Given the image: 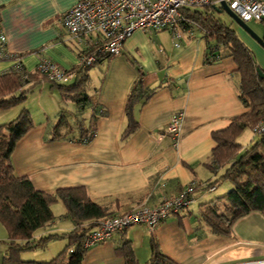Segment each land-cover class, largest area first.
I'll return each mask as SVG.
<instances>
[{"label":"crops","instance_id":"obj_1","mask_svg":"<svg viewBox=\"0 0 264 264\" xmlns=\"http://www.w3.org/2000/svg\"><path fill=\"white\" fill-rule=\"evenodd\" d=\"M78 2L0 0V32L7 38V49L22 56L27 71H35L42 57L65 70L80 65L81 56L94 46L96 38L73 37L60 20ZM213 8L194 9L206 14L215 12ZM256 23L262 30L256 34L264 37V22ZM188 28L180 26V38H175L172 30L154 31V36L136 30L121 54L103 58L88 70L84 85L87 101L77 103L58 88L59 100L43 98L36 107L23 106L29 110L33 125L17 142L12 161L15 173L28 176L38 190L53 194L60 188L84 187L109 215H118L145 201L156 206L162 197L179 194L193 181L199 186L188 208L173 213L154 228L134 224L92 245L82 264H128L125 248L132 250L134 264H149L153 240L168 263L264 264V213L251 211L236 219L230 235L215 233L201 218L204 203L217 202L216 198L233 188V183L227 182L217 195L220 184L213 191L204 186L220 172L223 174L222 168L215 172L208 165L217 145L212 133L228 127L249 108L241 98V75L234 56L220 45L221 56L206 61L209 48L205 29ZM238 32L257 53L255 59L264 71V47L241 26ZM13 65L12 60H0V73L10 71ZM39 81L43 78L30 85ZM76 81L77 77L64 84L70 86ZM137 82L148 97L134 104L138 127L122 138L129 122L128 96ZM22 108L8 116L0 111V124L13 120ZM179 111L184 117L175 146L166 130ZM80 124L94 132L90 139H80ZM68 132L67 136H56ZM52 209L55 219L38 229L33 240L76 227L62 200ZM7 240V232L0 230L4 243L0 244V264L8 254ZM67 242L62 238L44 247L56 257ZM36 256L34 252L24 260H46Z\"/></svg>","mask_w":264,"mask_h":264},{"label":"trees","instance_id":"obj_2","mask_svg":"<svg viewBox=\"0 0 264 264\" xmlns=\"http://www.w3.org/2000/svg\"><path fill=\"white\" fill-rule=\"evenodd\" d=\"M186 15L191 16L196 24L205 29L204 36L207 38L209 48L206 61L210 62L213 58L221 56L218 48L220 45L234 56L241 75V98L249 108L236 116L228 127L212 133L217 145L211 153L208 165L215 172L224 168V172L215 180L204 183L205 188L213 191L210 190L212 186L216 189L220 182L227 179L233 183V188L216 198L217 202L204 203L200 208L202 221H205L215 233L230 235L236 219L251 211L264 213V131L258 134L259 138L246 153L241 154L243 145L238 139L246 128L251 127L254 130L264 119V78L257 71L261 66L255 59L254 52L237 35L235 29L216 18L214 12L205 14L198 9H188ZM110 56L112 55L102 54L93 65L84 67L78 64L73 67L72 71L77 73V81L73 85L50 83L62 90L63 94L71 96L77 103L87 101L84 85L88 78V70L103 58ZM23 68L28 72L24 79V72L14 68L0 73V111L9 110L23 103L33 88L31 82L39 78L47 80L37 69L29 72L24 66ZM26 85L29 86L24 88ZM139 85V82L135 83L128 96L126 113L129 122L122 138L128 137L138 127V121L133 113L134 104L138 99L148 97ZM32 125L31 114L26 107H23L18 116L10 122L0 124V221L8 231V240L5 241L8 245V254L3 258L2 264H82L88 250L84 246L86 236L103 217L109 216L108 210L104 205L93 201L84 187L60 188L51 194L38 190L28 176H18L15 173L12 154L17 142ZM80 127L83 131L80 139H90L94 132L84 129L82 124ZM68 134L69 132L56 136ZM60 200L65 203L76 227L69 232L53 233L33 240L38 229L55 219L52 206ZM224 200H227L225 209L220 204ZM62 238L68 241L66 247L50 260L21 258L24 252L44 247L50 241ZM151 248L152 258L149 264L162 262L173 264L164 261L165 256L154 240ZM125 249L126 261L128 264H134L132 250Z\"/></svg>","mask_w":264,"mask_h":264},{"label":"built area","instance_id":"obj_3","mask_svg":"<svg viewBox=\"0 0 264 264\" xmlns=\"http://www.w3.org/2000/svg\"><path fill=\"white\" fill-rule=\"evenodd\" d=\"M222 2H226L244 22H264V0H79L61 15L60 20L73 37L95 36L94 46L80 58V65L85 67L93 65L102 54H121L126 40L136 30H172L174 37L180 38L181 25L189 26L188 29L193 26L202 28L186 15V11L209 5L219 8ZM6 43V36L0 32V60H12L13 68L24 72L23 79L26 78L28 72L23 68L22 56L10 52ZM175 44L177 47L180 45L178 42ZM36 69L47 80L56 84H64L77 77L75 71L63 69L48 57H42ZM183 117V111L176 112L167 126L166 133L172 137L175 146L180 139ZM253 131L256 134L264 131V119ZM197 185L193 181L179 194L165 195L156 206H150L145 201L124 213L103 217L88 232L84 246L88 249L94 244L104 242L134 224L156 227L173 213L190 206L195 199ZM214 189V186L210 188Z\"/></svg>","mask_w":264,"mask_h":264},{"label":"rangeland","instance_id":"obj_4","mask_svg":"<svg viewBox=\"0 0 264 264\" xmlns=\"http://www.w3.org/2000/svg\"><path fill=\"white\" fill-rule=\"evenodd\" d=\"M213 11H215L214 14L217 16V18L221 19L224 23H226L227 25H229L230 27H232L233 29H235L237 35L239 34L238 28H240V25L238 23H236V21H234L226 13V11L225 12L224 11L221 12V11H218V10H216L214 8H213ZM247 24L251 27V29H253L256 32L257 31H259V32L262 31L261 30V27L256 22H254V21H249ZM195 29H197L199 31V28L198 27H195ZM165 31L170 32V30H163L162 32H165ZM149 33L151 34V36H154L153 34H155L156 32L149 31ZM254 54H256L255 57H257V53L254 52ZM256 60H257V62H259L257 58H256ZM28 86L26 85V87H28ZM32 86H33L32 90L28 93V97H27V99L23 103H21L20 105L15 106V107H13V108H11L9 110H6V111L4 110V111H2V113H4L5 116H8L9 114L12 115L13 114L12 112H15V110H17L19 107L22 108L23 106H28V107L29 106L30 107H36V106H38V104L40 103V101L43 98H47L49 100L50 99L52 100L53 98H56V97H57V100H59V98H60L61 92L59 91L58 87H56V86L55 87H52L50 85V81H48L46 79H43V81L36 82ZM57 100H54L53 101V105L55 107L58 106ZM0 116H2V114H0ZM12 117L11 118H8V119H12ZM8 121H11V120H8ZM253 132L254 131H253V129L251 127L246 128L243 131V133L241 132V135L239 137V141L243 145L242 150H241V154L242 153H246L253 146V144L256 141V139L259 138V135L256 134V133H253ZM223 170H224V168L221 169V171H223ZM221 174H222V172H220L218 176L220 177ZM227 182H230V181L227 179V180H224V181L220 182L221 183L219 185L220 189L217 190V192L215 194L218 195V193L220 191H224L225 183H227ZM222 193H224V192H221V194ZM226 202H227V200H224L221 203L222 204L221 207L224 208V209H225V206H226L225 205ZM60 205H61V207L64 206V204L62 202H60ZM59 220H60V218H59ZM0 230H2V232H4L5 234L7 232V236H8V231H7L6 227L2 224L1 221H0ZM56 240H61V239H56ZM0 244H4V243L2 241H0ZM66 245L64 246V248L66 247ZM31 251L30 252L27 251L28 252L27 255H25L26 252H24V254H22L21 258L22 259H24V258L26 259L27 257H30L32 254H34V252L37 254L36 257H46V258H40V259H46V260H48V259H52V257H54V256L51 255V251L49 249H46V247H39V248H37L35 250H31ZM59 252L60 251H58L55 255H57Z\"/></svg>","mask_w":264,"mask_h":264},{"label":"water","instance_id":"obj_5","mask_svg":"<svg viewBox=\"0 0 264 264\" xmlns=\"http://www.w3.org/2000/svg\"><path fill=\"white\" fill-rule=\"evenodd\" d=\"M218 11H226V13L234 20L236 23H238L243 29H245L251 36L259 43L261 46L264 47V37L260 36L259 34H256V32L251 29V27L247 24V22H244L239 16H237L233 10L228 6L226 2H222L221 7H216ZM259 75L264 78V71H262L261 68H258Z\"/></svg>","mask_w":264,"mask_h":264},{"label":"bare ground","instance_id":"obj_6","mask_svg":"<svg viewBox=\"0 0 264 264\" xmlns=\"http://www.w3.org/2000/svg\"><path fill=\"white\" fill-rule=\"evenodd\" d=\"M217 9V8H216Z\"/></svg>","mask_w":264,"mask_h":264}]
</instances>
